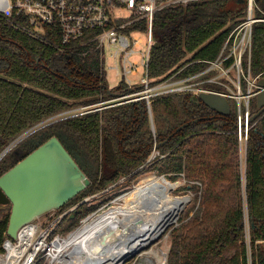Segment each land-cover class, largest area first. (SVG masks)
<instances>
[{
    "label": "trees",
    "instance_id": "1",
    "mask_svg": "<svg viewBox=\"0 0 264 264\" xmlns=\"http://www.w3.org/2000/svg\"><path fill=\"white\" fill-rule=\"evenodd\" d=\"M256 2L262 10L256 14L264 18V0ZM245 15L244 4L236 0H202L159 11L149 63L152 83L173 75L177 79L185 66L180 76L203 71L205 60L218 57ZM85 50L36 40L0 16V152L53 116L109 105H99L113 98L104 87L109 85L99 51L93 46ZM251 73L264 77V21L253 25ZM111 90L130 93L123 82ZM229 101L228 115L196 103L191 95L165 94L152 99L151 110L140 99L68 116L18 143L0 160V176L56 135L91 180L59 213L123 177L134 181L153 170L172 180L183 177L196 192L199 210L174 232L168 264H264V115L252 122L243 172L238 114L234 100ZM250 109L251 115L257 112L256 98ZM197 118L203 120L170 138L177 127ZM155 146L164 157L148 162ZM96 208L87 202L77 205L56 232L74 230ZM10 214L11 204H0V251Z\"/></svg>",
    "mask_w": 264,
    "mask_h": 264
},
{
    "label": "built area",
    "instance_id": "2",
    "mask_svg": "<svg viewBox=\"0 0 264 264\" xmlns=\"http://www.w3.org/2000/svg\"><path fill=\"white\" fill-rule=\"evenodd\" d=\"M197 1L202 0H4V6H0V16L5 17L13 27L44 43L63 48H83V53L87 52L86 48L93 46L99 51L106 78L109 55L113 62L109 69L116 71V79L123 82L130 93L99 105L120 100L107 105L112 106L146 99L150 108L153 98L165 94H186L193 97L202 92L223 94L236 104V133L240 148L244 144L246 148L253 126L250 105L256 98L258 82L262 77L251 73L253 25L264 21V18L256 14L257 10L262 11L256 0H245V17L232 29L218 57L205 60L208 66L203 71L180 76L185 66L177 71V79L173 75L156 84L152 83L153 79L149 75L151 50L156 42V14L167 7L185 6ZM132 76L137 79L134 80ZM210 83L221 88L213 90L205 86ZM92 107L94 106L81 107L85 109L81 113L96 109H91ZM68 112L53 116L25 131L17 137V143L47 124L66 118L63 116ZM162 157L164 155L155 146L148 162ZM73 209L74 207L71 210ZM71 210L52 212L43 225L37 221L24 225L17 239H12L6 233L3 249L0 251V264H37L42 258L46 260V264H52L51 260L57 251L54 243L80 227L65 234L56 232L57 226ZM87 218L88 216L82 219L81 224Z\"/></svg>",
    "mask_w": 264,
    "mask_h": 264
},
{
    "label": "bare ground",
    "instance_id": "3",
    "mask_svg": "<svg viewBox=\"0 0 264 264\" xmlns=\"http://www.w3.org/2000/svg\"><path fill=\"white\" fill-rule=\"evenodd\" d=\"M174 188L159 176L137 186L122 201L106 211L88 215L82 226L54 243V264H119L143 250L147 261L165 263L166 252L151 247L190 202L176 196Z\"/></svg>",
    "mask_w": 264,
    "mask_h": 264
},
{
    "label": "water",
    "instance_id": "4",
    "mask_svg": "<svg viewBox=\"0 0 264 264\" xmlns=\"http://www.w3.org/2000/svg\"><path fill=\"white\" fill-rule=\"evenodd\" d=\"M236 2L244 4L245 0ZM258 85L259 91L256 95L258 110L251 116V122L264 115V77L260 78ZM104 87L113 98L122 96L120 92L112 91L106 84ZM193 99L196 103L203 102L222 115L231 112L230 101L218 92H202ZM105 107L109 106L95 110ZM201 120L203 118H197L180 125L170 138L187 125ZM16 140L0 154V160L18 144ZM90 184V178L62 141L56 135L50 137L0 176V204H11L8 236L17 239L24 225L59 211Z\"/></svg>",
    "mask_w": 264,
    "mask_h": 264
},
{
    "label": "rangeland",
    "instance_id": "5",
    "mask_svg": "<svg viewBox=\"0 0 264 264\" xmlns=\"http://www.w3.org/2000/svg\"><path fill=\"white\" fill-rule=\"evenodd\" d=\"M4 4H5L4 0H0V6H4ZM111 64H113V62L110 60L109 55H108L107 63H106L107 82H108L109 87L112 89V88L117 87L120 84L121 81H119V80L116 79V71L113 70V69H109V66ZM132 78L134 80L137 79L136 76H132ZM119 101L120 100L113 101V102H109V104L118 103ZM84 111H85V109L83 110L81 108L75 109L74 111H71L70 110L63 117L72 116V115H75V114H78V113H81V112H84ZM57 118H60V117H57ZM54 119H56V117ZM26 138L27 137H25V138H23L21 140L23 141ZM13 142H11V143H13ZM8 146H6L0 152V154ZM244 146H245V144L243 145V148H240L241 163H242V168H243L242 170H243V172H244V169H245V154H246V148ZM159 176H165V178L168 180V182L174 188V191H173V194L174 195H176V196H190L191 197L190 202L182 210L179 219L176 222H174L173 224H171L170 226H168L160 234V236L156 240H154L153 243H151L150 245H148V246H146L144 248V250H146V251L149 250L151 247H155L158 250H164L166 252V258H165V263L164 264H168V258H169V253H170L171 246H172L174 232L177 229H179L181 227V225H183L184 223L188 222L196 214V212L199 210V199H198V197L196 195V192L194 190H191V186L192 185L190 183H188L187 180L184 179L183 177L178 178L176 180H172L169 177H167L165 174L160 175V174H158L154 170L153 171H148V172L142 173L134 181H130L127 178L123 177L116 184L117 186L113 184V185H110L108 188H106L103 191L94 192L92 194H87L86 196L81 197L76 203H74L73 205H71L69 207V209H67L66 211L71 210L73 207H76L77 205H80L82 203L87 202L89 204H93L94 206H97V208L95 209V211H93L90 214L104 212L108 208H110L111 206L116 205L117 203L121 202L123 196H126L127 195V197H128L129 196V193L132 192L133 189L136 188L137 186L142 185V184L148 182L149 180H152V179L157 178ZM200 193L201 192L199 191V194ZM86 217H84V218H86ZM84 218H82V219H84ZM47 221H48V215L43 216L42 218H40L39 220H37V222L40 223L41 225L45 224ZM246 223L248 225V217H247V215H246ZM80 226H82V224H80ZM143 252L144 251L141 250V251L133 254L132 256L128 257V259H125V260L121 261L119 264H150L147 261V257H146V255L143 254ZM52 264H54V263L52 262ZM154 264H159V262L157 260H155L154 261Z\"/></svg>",
    "mask_w": 264,
    "mask_h": 264
}]
</instances>
